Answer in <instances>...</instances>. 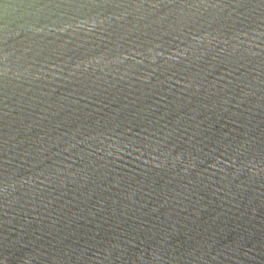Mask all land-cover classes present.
Returning <instances> with one entry per match:
<instances>
[{"label": "water", "instance_id": "water-1", "mask_svg": "<svg viewBox=\"0 0 264 264\" xmlns=\"http://www.w3.org/2000/svg\"><path fill=\"white\" fill-rule=\"evenodd\" d=\"M0 264H264V0H0Z\"/></svg>", "mask_w": 264, "mask_h": 264}]
</instances>
